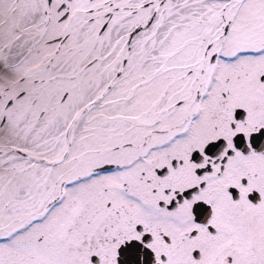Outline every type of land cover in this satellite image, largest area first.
I'll use <instances>...</instances> for the list:
<instances>
[{
  "label": "snow or ice",
  "instance_id": "snow-or-ice-1",
  "mask_svg": "<svg viewBox=\"0 0 264 264\" xmlns=\"http://www.w3.org/2000/svg\"><path fill=\"white\" fill-rule=\"evenodd\" d=\"M0 264H264V0H0Z\"/></svg>",
  "mask_w": 264,
  "mask_h": 264
}]
</instances>
